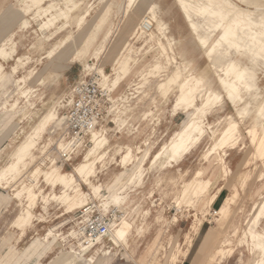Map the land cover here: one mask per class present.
<instances>
[{
	"label": "rangeland",
	"instance_id": "374dc122",
	"mask_svg": "<svg viewBox=\"0 0 264 264\" xmlns=\"http://www.w3.org/2000/svg\"><path fill=\"white\" fill-rule=\"evenodd\" d=\"M77 1H81L78 9L71 12L67 19L58 20L56 27H52L55 33L49 39H43L45 37L42 35L41 25L45 16L36 14V7L25 12L21 0H0V46L4 45L8 52L12 48L15 49L11 56H7V59L1 57L0 63L4 71L9 74L13 73V67L20 63L19 58L22 63L10 80L0 86V168L10 162L12 151L20 144L39 117L58 102L61 119L58 121V126L50 125L47 128L40 142V149L36 151L37 158L31 167L33 169L41 165L45 168L54 158L62 168L71 171L83 159L84 153L93 145V142L90 138L89 144L71 155L68 160L60 157L61 149H56V143L60 139V134L64 132L63 100L77 81L96 72L95 68H84L83 61L75 58L72 46L86 36L91 39L99 36L94 48L101 44L110 47L101 59L105 62V71L112 74V60L117 53L121 52L125 55L132 47L144 45L145 39L149 37L150 31L144 32L137 21L131 18L125 19L128 0ZM152 1L156 5L157 13L163 17L168 28V35L175 38L172 48H169L166 40L165 44L170 50H168L169 55L176 58L177 64L172 61L167 70L162 68L159 71H153L144 79L142 73L145 74L149 65L155 63V58L158 57L156 49H149L146 46L139 52H132V55L138 59L137 64L132 63L134 66L130 74L119 88L115 91L109 90L110 104L101 126V133L103 132L109 140L107 147H111L110 155H113L117 149H120V152L115 159L110 156L104 166L100 164L96 175L92 177L96 185H101L100 194L105 198L109 195V188L118 189L125 181L116 182V177L125 170L119 162V155L124 153L127 146L133 148L139 146L143 150L142 154H145L151 145L155 147L151 150L152 154L188 121V112L180 108L174 109L179 84L192 80L190 78L191 80L188 81L186 76L205 74L207 81H211L216 90L222 91L216 82V71L221 73V67H215L206 56L204 48L195 43V36L187 29V21L177 0ZM85 8L90 10L86 17L87 24L83 23L79 30L77 24L70 25V23L78 19ZM103 17V21L107 22L106 28L110 29L106 37H103V32L100 33ZM24 22L27 24L24 25ZM70 30L73 33L72 38L67 39L61 47L55 49L57 42L69 36ZM40 41H43L42 48L37 47ZM91 52L93 53L94 50L92 49ZM89 55L90 53L87 54L85 61L92 58ZM159 59L165 65L166 57L162 56ZM94 61L98 64L96 59ZM177 65L180 66L182 74L178 77L169 97L166 98L159 92L157 85L177 70ZM261 77L264 81V76L261 75ZM19 78L23 79L18 81ZM20 84L32 87L31 90L35 95L31 100L32 104L26 103L21 109L23 112L29 109L32 115L29 116L28 113L23 115L22 112L16 113L10 110L5 117L2 113L5 109L1 110L3 103L6 100L9 101L7 105L14 102ZM261 87L264 88V84ZM202 91L203 88L196 93L198 100L199 93ZM20 101L22 105L24 96H20ZM243 108L244 104L241 103L239 110ZM146 111H152V113L145 118L143 113ZM251 112L252 109H249V113ZM230 118L239 123L240 137L234 148L226 149L224 168L216 160L219 153L223 154L222 149L214 152L210 161L205 158V154L215 143L209 135L211 128H208L203 141L181 162L179 167L163 169L155 166L145 178L144 186L130 193L132 197L130 217L142 229L129 237L128 248H118L111 264H170L172 254L182 256V250L186 248V237L194 233L198 223L202 225L201 231L196 236L183 264H188L191 260V254L196 252L206 229L207 233L204 234L201 242H207L208 249L212 250L229 244L237 249L235 257L227 256L216 264H251L257 258V255L251 251V239L243 233V226L252 204L264 193V158L254 155L255 148L249 133L250 128L257 121L254 114L241 119L237 108L228 100L222 101L208 115L214 130L224 127ZM44 145L46 146L43 148ZM43 149L44 152H41L40 150ZM42 157H46V164L42 163ZM148 161L149 159L145 163ZM135 167L136 164L127 168L129 172H132ZM199 171L202 172V180H210L209 191L203 200L217 194L210 206H203L202 201L188 202L192 195L183 194L186 183ZM23 180L30 183L31 178L28 173ZM80 183L85 193L91 192L88 185L83 181ZM38 185H45L41 177H39ZM20 187V183L8 189L0 185V264H62L63 262L68 264L75 259L67 253L71 249H77L74 241L67 242L66 246L62 247L59 242L54 241L51 246H48L44 241H41V244L38 243V237L47 233L50 227L54 228L55 233L64 232L63 236H66L71 229L83 230L88 235L85 228L89 219L99 218L111 225L122 214L113 206L106 209L104 207L106 200L103 197L90 200L87 206L76 208L72 213L63 214L62 209L53 200L45 204L40 196L35 214L43 221H36L37 231L33 229L36 226L32 225L27 233L21 236V231L13 225V221L22 209V204L18 199H11L13 193ZM60 191L59 187L55 189L56 193ZM52 193L50 186L46 185L45 195L51 197ZM228 196L232 198L227 212L223 216L216 214L215 211ZM148 208L151 213L148 219L144 220L141 210ZM87 209H92L89 216L84 215ZM223 223L226 227L220 231L218 226ZM236 227L238 230L235 232ZM259 229H264V217L261 219ZM109 235L108 233L107 236H102L107 246L112 244ZM231 240L232 243L229 242ZM80 259L83 261L85 257Z\"/></svg>",
	"mask_w": 264,
	"mask_h": 264
},
{
	"label": "bare ground",
	"instance_id": "6f19581e",
	"mask_svg": "<svg viewBox=\"0 0 264 264\" xmlns=\"http://www.w3.org/2000/svg\"><path fill=\"white\" fill-rule=\"evenodd\" d=\"M21 1L24 4L23 10L25 12L36 7V14L45 16L41 25L42 35L45 37L43 39H49L55 33L52 31V27H56L57 21L63 18L67 19L71 12L78 9L81 3V1L77 0ZM177 3L187 21V29L195 36V43L200 44L204 48L206 56L215 67H221V73L218 70L216 71V82L222 88V91L216 90L212 82L207 81L205 74H190L188 77L186 76L188 81L192 78V80L190 79L191 81H187L188 83H180L181 80L178 86L179 92L176 95L174 109L180 108L184 112H188V121L152 154L151 150L155 147L151 145L145 154H142L143 150L139 146L134 148L127 146L124 153L119 155V162L123 166V169H125L116 177V182L125 180L120 188H109V195L105 198L100 194L101 185H96L92 181V177L96 175L99 165L104 166L110 156L112 159H115L118 152H120V149H117L113 155H110L111 147H107L109 140L103 132L99 131L92 133L91 140L93 145L84 153L83 159L81 158L82 160L71 171H66L62 168L54 158L50 160V165L47 167L43 168L40 165L32 169L31 165L37 158L36 151L40 149L39 145L47 128L50 125L53 127L58 126V121L61 119L58 102L39 117L20 144L12 151L10 162L0 168V185L8 189L16 183L21 184L20 189L13 193L11 197V199H18L22 204V209L13 221V225L21 231V236L26 234L32 225L36 226V221H43V219L37 217L35 214V208L40 196L45 204L53 200L62 209L63 214L72 213L76 208L85 207L89 204L90 200L93 201V199L100 197L105 198L104 207L106 209L109 206H113L122 213L119 219L110 225L109 236L112 244L108 246L104 244L101 235L89 237L80 229H71L66 236H63L64 232L58 231V233H55L54 228L50 227L47 233L38 237V243L44 241L48 246H51L54 241L59 242L61 247L66 246L67 242L74 241L77 249H71L67 253L75 259L69 261L68 264H75L76 262L80 264H111L118 248H128L129 237L134 232H140L142 229L130 217V203L132 201L130 193L144 186L145 178L155 166L163 169L175 166L179 167L181 162L203 141L208 128H211L209 135L215 140V143L207 151L205 158L207 161H210L212 154L222 149L223 154L219 153L216 160L221 167H225L226 161L224 155H226V149L235 147L239 141L240 129L239 123L232 118L221 129H213L208 120V115L222 101L228 100L231 102L237 108L241 119L245 116L251 117L254 114L257 123L250 128L249 133L252 136L255 148L254 155L258 158H264V88L261 87L264 84L261 77V75L264 76V0H177ZM155 6L152 0H128L127 18L125 19L131 18L137 21L141 29L145 25H148L150 27L149 37L145 39L144 45L129 48V53L125 55L118 52L112 60V74H108L105 71V62L101 59L102 55H105L110 47L101 44L94 48L99 36L92 39L86 36L83 39H79L72 46L75 58L83 61L85 69L95 68L100 76V84L104 88L106 87L108 91H115L119 88L130 74V70L134 66L132 63L137 64L138 59L132 55V52H139L145 49L146 46L149 49H156L158 57L155 58V63L149 65L146 73H142L144 79L147 78L146 76L152 74L153 71L168 68V65H171L172 61L177 64L176 58L169 55L170 50L168 49V46L172 48L175 38L172 35H168V28L163 21L162 15L157 13L158 11H156L157 8ZM89 11L88 8H85L82 15L78 16V19L76 18L70 25L77 24L80 30L82 24L86 23ZM103 19L104 17L101 21ZM106 23L103 21L100 27V33L103 32V37L108 36L110 33V29L106 28ZM26 24L27 22H24V25ZM72 36L73 33L70 30L69 36L57 42L55 49L61 47ZM165 40L168 46L165 44ZM37 47L42 48L43 41H40ZM92 49L94 50L93 53L91 52ZM14 51L15 49L12 48L8 52L4 45L0 46V58L7 59V56H11ZM88 53H90L89 57L92 58L85 61L84 59ZM162 56L166 57L165 65L159 59ZM94 59L97 60L98 64L95 63ZM18 61L20 63H17V66L13 67V73L10 74L4 71L3 65L0 63V86L7 83L11 76L17 72L19 65L22 64L21 58ZM260 70L261 72L259 73ZM180 74H182V70L177 65V70L173 71L171 75H168L157 85L159 92L164 97H169V93L177 83ZM22 79L19 78L18 81ZM201 88H203V91L199 93L200 97L198 100L196 93ZM31 89V86L18 85V93H15L16 99L14 102L7 105L9 101L6 100L3 103V107L1 108V110L5 109L2 111L3 115L6 117L8 111L14 110L16 113L22 112L23 115L28 113L31 116L32 113H29V109L26 112L21 110L26 103L32 104L31 100L35 95H33V90ZM20 96H24L22 105L21 101L19 102ZM241 103L244 104V108L239 110ZM249 109H252L251 113H249ZM151 113L152 111H146L143 113V117L146 118ZM63 139L64 132L60 134V139L56 143V149L62 150L67 147L68 143ZM40 151L44 152V149ZM147 159L149 161L145 163ZM45 160L46 157H42V163H45ZM135 164V169L129 172L127 167ZM225 172L227 171L225 170ZM26 173L31 178L30 183H26L25 179L23 180ZM201 175V171L197 172L195 177L186 183L183 194L192 195L188 199V202L202 201L203 206H210L217 194L209 197L207 200H203V197L209 191L210 180H202ZM39 177L43 179L45 185H38ZM80 181L88 185L91 192L85 193ZM46 185L50 186L53 192L51 197L45 195ZM58 187L61 191L56 193L55 189ZM260 196L252 204L243 226L244 235L251 239V251L257 255V258L251 264H264V229H259L261 219L264 217V193ZM231 198V196L225 198L223 204L215 213H219L221 216L225 215ZM91 212L92 209H87L84 215L89 216ZM150 213V208L141 210L144 220L148 219ZM201 226L200 223L195 226L194 233L187 235L186 242L191 243L194 241L199 234ZM218 227L221 231L226 225L223 223ZM33 229L37 231V226ZM237 230L236 227L234 231L236 232ZM229 242L232 243L233 241ZM236 251L237 249L231 244L215 247L210 252L205 264H216L227 256L231 258L235 257ZM178 252L180 253V251ZM179 256L172 254L170 264H176ZM84 257L85 260L81 261L80 258Z\"/></svg>",
	"mask_w": 264,
	"mask_h": 264
},
{
	"label": "built area",
	"instance_id": "2783aa9c",
	"mask_svg": "<svg viewBox=\"0 0 264 264\" xmlns=\"http://www.w3.org/2000/svg\"><path fill=\"white\" fill-rule=\"evenodd\" d=\"M144 32L150 31L145 25ZM110 92L100 84V76L93 72L89 77L80 80L73 87L70 95L65 98L66 122L64 141L68 143L59 152L62 159L68 160L71 155L89 144L94 131L104 120L109 109ZM110 224L99 218L89 219L86 232L89 237L107 236Z\"/></svg>",
	"mask_w": 264,
	"mask_h": 264
},
{
	"label": "crops",
	"instance_id": "0c3cea01",
	"mask_svg": "<svg viewBox=\"0 0 264 264\" xmlns=\"http://www.w3.org/2000/svg\"><path fill=\"white\" fill-rule=\"evenodd\" d=\"M82 80V79H81ZM80 81V80H79ZM79 81H77V82H79ZM76 82V83H77ZM75 83V84H76ZM74 84V85H75ZM73 85V86H74ZM72 86V87H73ZM72 87H71V89L69 90V92L65 95V98H67L69 95H70V93H71V91H72ZM65 98H64V100H63V106L65 107ZM63 119H64V121H63V125H64V127H63V129H65V122H66V109H65V116L63 117ZM104 120H105V118H104ZM104 120H102L101 122H100V124H99V127H100V129H98L97 131H99V132H101V130H102V123H103V121ZM207 230V229H206ZM204 231V233H203V236H204V234H206L207 233V231ZM200 231H201V228H200ZM203 236H202V238H203ZM202 238H201V240H202ZM195 240V239H194ZM201 240H200V242H199V244H198V246H197V250H196V252L195 253H193V254H191V260L189 261V263L188 264H203V261H204V257H206L205 258V262H204V264L206 263V260H207V258H208V256H209V254H210V252L212 251L211 249H208L209 247L207 246L208 245V243L207 242H204V241H202L201 242ZM193 242L194 241H192L191 243H189V242H187L186 243V248H185V250H182V253H181V257L179 256V258L177 259V261H176V264H183V262L185 261V259L187 258V256L189 255V252H190V248L192 247V245H193ZM211 250V251H210Z\"/></svg>",
	"mask_w": 264,
	"mask_h": 264
}]
</instances>
